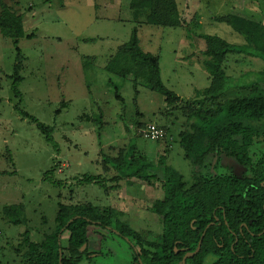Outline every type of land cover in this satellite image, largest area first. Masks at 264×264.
I'll return each mask as SVG.
<instances>
[{
    "label": "rangeland",
    "instance_id": "374dc122",
    "mask_svg": "<svg viewBox=\"0 0 264 264\" xmlns=\"http://www.w3.org/2000/svg\"><path fill=\"white\" fill-rule=\"evenodd\" d=\"M131 1L0 0V15L6 10L22 18L18 47L24 58L22 81L15 85L19 52L0 30V264H18L16 250L24 235L40 241L54 231L58 209L72 204L112 208L145 240H158L163 224L152 208L163 198L162 183L134 180L116 187L115 172L106 168L114 166L106 162L110 158L132 150L128 157L159 168L164 161L193 182L196 170L185 159L179 134L188 128L186 101L212 81L203 64L207 46L202 35L246 45L242 35L216 19L236 14L264 22V0H176L181 28L135 20ZM134 28L142 50L159 57L162 80L182 98L179 105L168 106L135 73L119 74L124 64L118 51ZM227 66L222 101L246 96L249 89L242 87L254 81L264 84L260 58L231 54ZM32 119L50 129V140ZM149 124L163 129L165 137H141L140 129ZM262 153L264 146L256 145L254 159ZM208 162L206 173H244L225 157ZM90 177H99V183L87 182ZM9 207L13 212L6 211ZM69 235H63L64 243ZM88 253L94 255L81 264H134L129 241L97 226L89 227Z\"/></svg>",
    "mask_w": 264,
    "mask_h": 264
},
{
    "label": "trees",
    "instance_id": "16d2710c",
    "mask_svg": "<svg viewBox=\"0 0 264 264\" xmlns=\"http://www.w3.org/2000/svg\"><path fill=\"white\" fill-rule=\"evenodd\" d=\"M130 8L133 18L144 19L147 25L181 28L184 24L176 0H132ZM1 14V33L13 39L19 52L13 76L17 85L22 81L19 72L24 62L18 47L23 36L22 18L6 10ZM216 21L231 26L245 38L246 45L234 46L219 37L202 35L207 46L203 64L212 81L194 99L186 101L188 128L179 134L185 159L196 170L192 184L164 161L159 168L153 162L145 165L144 158L140 160L132 154L128 157L132 150L106 161L114 165L106 168L115 172L111 180L116 187L122 182L133 185L134 180L162 183L163 198L155 201L152 211L162 221L163 234L158 240H145L142 233L120 220L112 208L92 204L61 206L53 232L44 234L40 241H32L28 233L24 235V244L16 250L18 264H81L84 257L94 255L88 253L90 226L128 240L134 264H182L187 253L197 251L203 234L200 251L188 257L186 264H264V153L257 159L253 154L256 145L264 146V84L254 81L242 87L249 89L246 96L222 101L229 55L246 54L264 60V22L236 14ZM118 57L124 64L119 68L120 75L127 77V71L135 73L150 91L162 95L168 106L182 102L165 86L159 57L142 50L138 28L119 49ZM134 89L137 97L138 88ZM116 98L124 101L118 90ZM16 109L29 117L19 107ZM32 122L38 124L35 119ZM38 127L50 140V129L43 124ZM126 129L132 132L128 125ZM210 157L233 160L244 168V173H206ZM98 179L90 177L86 181L98 184ZM11 209L6 211L13 212ZM65 233L70 235L64 243ZM85 244L87 249L82 252Z\"/></svg>",
    "mask_w": 264,
    "mask_h": 264
},
{
    "label": "built area",
    "instance_id": "2783aa9c",
    "mask_svg": "<svg viewBox=\"0 0 264 264\" xmlns=\"http://www.w3.org/2000/svg\"><path fill=\"white\" fill-rule=\"evenodd\" d=\"M139 135L147 140L160 141L165 137V132L156 124H149L148 126L140 129Z\"/></svg>",
    "mask_w": 264,
    "mask_h": 264
},
{
    "label": "water",
    "instance_id": "95a60500",
    "mask_svg": "<svg viewBox=\"0 0 264 264\" xmlns=\"http://www.w3.org/2000/svg\"><path fill=\"white\" fill-rule=\"evenodd\" d=\"M204 236H205V234H203V236H202V239H201V241H200V243H199V246H198L197 251L194 252V253H187V254L184 256V258H183V263H182V264H186V260H187L188 257H190V256H194L196 253H198V252L200 251V249H201V245H202V240H203ZM86 248H87V244H85V245L82 247L81 251L84 252ZM61 261H62V253H61V251H60V262H61Z\"/></svg>",
    "mask_w": 264,
    "mask_h": 264
},
{
    "label": "crops",
    "instance_id": "0c3cea01",
    "mask_svg": "<svg viewBox=\"0 0 264 264\" xmlns=\"http://www.w3.org/2000/svg\"><path fill=\"white\" fill-rule=\"evenodd\" d=\"M241 16V15H240ZM250 18V17H249ZM253 19V18H252Z\"/></svg>",
    "mask_w": 264,
    "mask_h": 264
}]
</instances>
